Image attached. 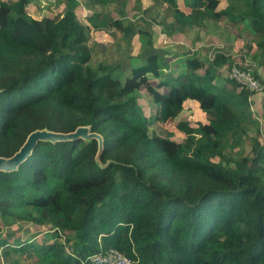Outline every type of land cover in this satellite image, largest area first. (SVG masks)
Returning <instances> with one entry per match:
<instances>
[{
    "label": "trees",
    "instance_id": "trees-1",
    "mask_svg": "<svg viewBox=\"0 0 264 264\" xmlns=\"http://www.w3.org/2000/svg\"><path fill=\"white\" fill-rule=\"evenodd\" d=\"M67 1L56 15L34 18L27 0H0V157H12L36 130L89 127L103 147L97 139L39 141L15 170L0 171V263L94 264V255L115 249L134 264H264L257 92L221 78L236 66L264 94V0H226L222 8L221 0H183L193 13L179 0H150L143 13L158 9L153 20L161 15L158 25L170 36L185 40L197 31L198 46L214 23L244 27L251 43V60L237 65L229 51L203 63L187 49L179 74L155 46L151 23L124 22L126 0H81L91 9L87 23L79 0ZM116 4L122 19L92 11ZM112 29L129 46L139 36L137 64L130 55L91 64V30ZM141 96L154 117L144 114ZM188 100L206 123L176 121ZM170 125L184 134L181 142L170 138ZM23 224L39 233L24 238Z\"/></svg>",
    "mask_w": 264,
    "mask_h": 264
},
{
    "label": "rangeland",
    "instance_id": "rangeland-1",
    "mask_svg": "<svg viewBox=\"0 0 264 264\" xmlns=\"http://www.w3.org/2000/svg\"><path fill=\"white\" fill-rule=\"evenodd\" d=\"M27 12L31 17L40 18L45 15L47 12L56 15L60 10H64V7H68L67 0H27ZM127 4L125 7L126 18H123L126 23L128 20L133 21L137 25L146 27L144 22L151 23V29L147 28L148 31H151L153 40L156 47H160L163 50L167 51V59H171L170 64L172 65L174 72L179 74L182 69L185 68L184 52L187 49H192V51L197 53L198 59L205 63L208 60L213 59L217 51H229L235 64H241L240 62L245 61L246 59L251 60L250 56L247 55L246 50L248 44H251L245 33V28H229L223 24H214L210 23L208 28L201 31L199 35L202 38V42L197 46H194L193 41L196 39L197 31L190 33L185 40H181L175 35L170 36L166 31L163 30V27L159 26L158 23L162 20V16H157V21L153 20V16L158 14V9L155 11H149L147 14L143 12L147 11L149 7L152 6L150 0H126ZM227 5L226 0H221V7ZM179 6L186 13H193L191 8L186 7L183 0H179ZM121 8L119 4L109 5V6H97L93 8L92 11H99L110 16L122 19L118 15V11ZM76 11L80 15V20L84 23H87V17L91 13V9L85 4L84 1L79 0V4L76 7ZM199 13L203 11L202 6L198 7ZM140 42L139 36L136 35L132 39L131 45L129 46L127 40L123 39V34L121 31L108 30V31H93L91 30V37L89 41V48L91 49V64L96 66V64L105 63L111 64L116 63L118 60L125 59L128 55L131 56V64H137V56L140 52ZM191 51V50H188ZM178 53V54H177ZM177 54V55H176ZM242 57V59H241ZM251 61H247L249 63ZM229 68V67H228ZM227 68V69H228ZM172 69H168L171 71ZM166 70H163L165 73ZM260 73L264 77V68H260ZM227 78V71L221 76V78ZM217 82V81H216ZM252 111L255 115V118L264 125V94L263 92L257 93L253 96ZM140 106L144 114L151 118L156 115V110L154 106L150 105L149 99L146 96H141L139 98ZM186 120L190 123L192 127H196L198 123L207 122L206 114L200 109L199 104L194 101H186L183 107V110L178 115L176 121ZM161 125L159 124V127ZM158 127V129H159ZM157 129V130H158ZM164 129V128H163ZM153 129L151 128V132ZM169 135L170 138L181 142L185 137L175 125L169 126ZM261 140L264 143V132L261 135ZM249 140L242 144L241 147L244 149L250 150L251 143ZM218 161V158H216ZM27 231V232H26ZM39 233V227L28 224L21 229V235L24 238L32 237ZM50 235V234H47ZM41 238V236L39 237ZM1 264V263H0ZM20 264H35L34 261L26 259L23 257L20 260Z\"/></svg>",
    "mask_w": 264,
    "mask_h": 264
},
{
    "label": "water",
    "instance_id": "water-1",
    "mask_svg": "<svg viewBox=\"0 0 264 264\" xmlns=\"http://www.w3.org/2000/svg\"><path fill=\"white\" fill-rule=\"evenodd\" d=\"M97 139L99 141L100 150L103 147V139L97 133L90 132L89 127H79L71 133H58L48 130H36L27 137L25 143L20 150L10 158L0 157V171L15 170L17 166L22 163L32 152L39 141H64L74 139Z\"/></svg>",
    "mask_w": 264,
    "mask_h": 264
},
{
    "label": "built area",
    "instance_id": "built-area-1",
    "mask_svg": "<svg viewBox=\"0 0 264 264\" xmlns=\"http://www.w3.org/2000/svg\"><path fill=\"white\" fill-rule=\"evenodd\" d=\"M226 71L227 78L230 80L240 83L251 91L257 93L263 91V86L250 72L237 68L236 66L229 67ZM90 260L94 264H134L130 258L115 249H111L106 254L94 255Z\"/></svg>",
    "mask_w": 264,
    "mask_h": 264
}]
</instances>
